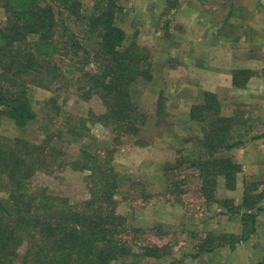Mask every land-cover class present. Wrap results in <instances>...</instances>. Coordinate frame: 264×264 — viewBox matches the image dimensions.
Segmentation results:
<instances>
[{"label": "rangeland", "instance_id": "rangeland-1", "mask_svg": "<svg viewBox=\"0 0 264 264\" xmlns=\"http://www.w3.org/2000/svg\"><path fill=\"white\" fill-rule=\"evenodd\" d=\"M78 1L80 15L59 24L55 34L58 37L63 27L69 29L78 39L77 46L62 45L65 48L54 60L57 71L53 80L29 86L28 97L37 114L36 121L19 127L0 107V146L15 138L40 144L47 135H52L49 147L54 143L62 154L48 170L36 172L30 183L32 188H46L71 204L89 197V183L85 180L88 173L74 172L68 164L79 159L82 150L112 159L120 176L114 211L124 219L115 237L138 247L155 245L166 252L161 259L136 257L112 264H258L263 261L264 198L258 204L262 209L258 212L255 233L248 240L235 244L234 249L225 246L209 253L199 252L210 234L240 239L243 231L240 215L229 216L216 201H206L201 193L198 171L192 165L201 154L197 143L200 125L190 119L189 110L201 101L203 92L211 89L218 96L222 115L234 114L241 119L242 124L231 135L234 141H240V146L226 153L241 166L236 189H225L220 179L215 198L232 199L235 205H240L246 182L257 184L258 191L264 193V0H251L238 9L237 19L246 25L249 23V29L253 30L249 34L252 44L246 46L247 51H236L240 54H233L231 48L222 50L221 44H216L222 35H216L214 24L221 13L227 12L229 4L218 5L216 0L209 5L203 0H116L121 8L116 25L129 39H135L136 35L135 41L148 50L152 64L151 81H140L133 91L134 102L146 115V122L136 136L114 132L91 118L104 109L96 97L84 100L77 77L81 69L93 71L100 67L95 57H89L90 61L85 63L88 50L96 47L86 32V17L94 13L98 0ZM207 6L213 9V17L209 20L205 15L202 21L198 16ZM246 7L253 10L249 17ZM192 10L197 16L191 17ZM5 22L6 13L0 8V27ZM201 22L206 26L202 32L205 44L190 40L201 36L197 35L199 28L194 26ZM247 52L254 76L244 89L233 90L228 74L235 71L234 67L246 65L239 61H244ZM67 71L74 74L67 75ZM49 99L55 105L46 107L50 110H42L41 103ZM56 106L60 109L58 115L54 113ZM79 119H86L88 131L82 132L79 138L69 136L67 128ZM22 253L20 248V256Z\"/></svg>", "mask_w": 264, "mask_h": 264}, {"label": "trees", "instance_id": "trees-1", "mask_svg": "<svg viewBox=\"0 0 264 264\" xmlns=\"http://www.w3.org/2000/svg\"><path fill=\"white\" fill-rule=\"evenodd\" d=\"M0 8L6 13V22L0 27V107L4 115L23 127L37 119L28 97L29 86L53 80L57 71L54 60L65 48L62 45L78 44L73 32L65 27L58 37L55 34L59 24L80 15L81 4L78 0H0ZM119 11L116 0H98L94 13L86 17V32L96 47L88 50L85 63L95 57L100 67L81 69L77 82L84 100L93 96L102 104L104 111L91 115L96 123L122 135L136 136L146 115L134 102L133 91L140 81H151L152 64L148 50L135 41L136 35L131 40L116 25ZM72 74L74 71H67V75ZM253 76L251 70L233 71L231 85L244 89ZM52 105L55 103L49 99L40 108L50 110L46 107ZM54 113L60 114L59 107ZM189 117L200 125L197 143L201 154L192 165L198 171L201 193L206 201H216L229 216L240 215L243 231L240 239L210 234L199 252L225 246L234 249L235 244L255 233L262 209L258 204L264 198L257 184L247 182L240 205L232 199L215 198L220 179L225 189H236L241 166L226 153L240 146L231 135L242 124L241 119L234 114L222 115L219 99L208 91L191 106ZM85 120L70 125L67 134L82 137V132L88 131ZM52 137L47 135L40 144L15 138L0 146V194L4 195H0V264H112L136 257L163 258L164 248L148 244L138 247L115 237L124 219L114 211L120 176L111 158L82 150L80 158L68 164L74 172L88 173L85 180L89 197L81 203L71 204L46 188H32L34 174L48 170L62 154L54 143L49 147ZM258 264H264V259Z\"/></svg>", "mask_w": 264, "mask_h": 264}, {"label": "crops", "instance_id": "crops-1", "mask_svg": "<svg viewBox=\"0 0 264 264\" xmlns=\"http://www.w3.org/2000/svg\"><path fill=\"white\" fill-rule=\"evenodd\" d=\"M211 1H215V0H203V2L205 4H207V5H209V3ZM250 1L251 0H246V1L243 0V2L242 1H237V0H216V3L218 5L219 4H225V5L229 4V6H228L229 9H225L227 12L226 13H224V12L221 13L219 19L214 24V26L216 27L215 28L216 29V35L217 36H218V34L222 35L220 40H216V44H219V43L221 44V49L222 50L231 48V51L233 52V54L234 53L240 54V52L237 53L236 51H239V50L247 51L246 46L252 44L253 41L251 40V37L249 36V34L252 33L253 30L249 29V23H248V25H246V23H244V21L238 20L237 16H236L238 14V9H240L241 4L242 5H247V4H250L249 3ZM260 2H261V0H260ZM262 3H263V1H262ZM183 9H185V8H183ZM177 10H175V11H177ZM181 11H182V9H181ZM181 11L179 12L180 14H183V15H186V16H189V17H190V14H191V17L197 16L196 15L197 13L195 11H193V10L191 11V13H190V11H188V13H190L188 15L186 14L185 11H183V12H181ZM216 11H218V8H217ZM245 11H246V16L247 17H249V15H251L252 12H253V10L250 11L248 9V7L245 8ZM212 13H213V9H210V6H207V7H205V10H202L199 13L200 16H198V18L202 19V21H203V18L207 16V18L209 20H211L212 17H213V16H211ZM183 24L186 25V23H183ZM194 24H195L194 26H195L196 29L199 28V33L197 35H201V36L197 40H195V38H191L190 40H193L194 43L201 42V44H205L207 41H206L205 38H203V33H202L203 29H206L205 23L201 22L200 24H197V23H194ZM189 25H191V24L189 23ZM183 28H185V27H183ZM251 28H255V25L252 26ZM245 31H246L245 35H247L246 37L243 35V33ZM187 46H188V44H187ZM249 59H250V56L248 55V52H247L246 55H244V61H242V62L239 61V64H242V63L245 62L246 65H244L242 67H239V68L234 67L233 69H235V71L236 70H251L252 71L253 68L249 65V62H250ZM223 73H219V74L223 75ZM231 74H232V72L230 74H228L229 77H231ZM229 82L231 84V78L229 79ZM230 84L228 85V87L230 86ZM247 85H248V82H247ZM231 86H230V88H231ZM209 90L211 91V89H209ZM233 90H239L240 91L242 89L233 88ZM210 91H208V92H210ZM217 98H218V96H217Z\"/></svg>", "mask_w": 264, "mask_h": 264}]
</instances>
